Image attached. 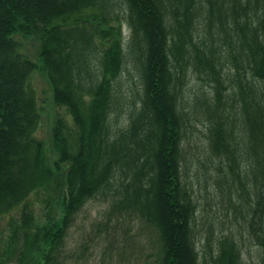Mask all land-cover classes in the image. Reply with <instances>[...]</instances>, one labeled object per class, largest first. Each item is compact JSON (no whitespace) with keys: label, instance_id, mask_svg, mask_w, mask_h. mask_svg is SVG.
<instances>
[{"label":"trees","instance_id":"16d2710c","mask_svg":"<svg viewBox=\"0 0 264 264\" xmlns=\"http://www.w3.org/2000/svg\"><path fill=\"white\" fill-rule=\"evenodd\" d=\"M121 20L140 75L136 96L122 78ZM36 71L72 117L55 118L52 157L37 137ZM193 75L214 91L199 119L209 156L254 193L248 222L264 255V0H0V218L23 207L0 264H68L69 230L99 197L155 232L147 264H243L233 233L202 240L180 177ZM33 192L47 196L40 221L28 212Z\"/></svg>","mask_w":264,"mask_h":264},{"label":"rangeland","instance_id":"374dc122","mask_svg":"<svg viewBox=\"0 0 264 264\" xmlns=\"http://www.w3.org/2000/svg\"><path fill=\"white\" fill-rule=\"evenodd\" d=\"M122 21L123 47L127 55L122 78L128 94L136 96V91H141L140 75L128 52L131 31ZM25 44L38 61L37 44L34 41H26ZM32 84L42 109L37 137L46 143L47 152L52 157L51 128L54 120L60 114L72 123V117L64 108L53 103L51 87L42 71L34 73ZM213 93L207 81L191 76L186 92L188 102L184 105L189 113L187 123L190 127L182 138L180 177L196 204V224L202 240L213 235L218 237L233 233L242 251L243 264H264L259 241L248 222L251 207L255 205L254 193L242 189L229 174L226 163L209 156L206 126L199 119H205L204 112L208 108L206 97L213 96ZM230 105L231 102H224L223 107L230 108ZM129 111L127 109L120 114L123 124L129 120ZM45 199L47 196L43 192H33L29 196L28 212L36 221L49 213ZM22 208L19 206L0 218V251L10 232V222L20 217ZM66 242L68 264H147L155 258L157 250L156 234L145 222L137 216L112 209L111 201L101 197L90 200L78 213Z\"/></svg>","mask_w":264,"mask_h":264}]
</instances>
